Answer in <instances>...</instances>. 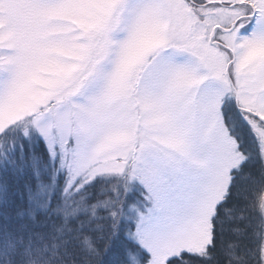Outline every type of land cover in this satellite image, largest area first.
Here are the masks:
<instances>
[{"label": "snow or ice", "instance_id": "snow-or-ice-1", "mask_svg": "<svg viewBox=\"0 0 264 264\" xmlns=\"http://www.w3.org/2000/svg\"><path fill=\"white\" fill-rule=\"evenodd\" d=\"M35 239L264 264V0H0V264Z\"/></svg>", "mask_w": 264, "mask_h": 264}, {"label": "trees", "instance_id": "trees-1", "mask_svg": "<svg viewBox=\"0 0 264 264\" xmlns=\"http://www.w3.org/2000/svg\"><path fill=\"white\" fill-rule=\"evenodd\" d=\"M47 243L50 245V247L48 248V253L50 257L55 254L54 245L57 242L54 240H49L47 241ZM61 252H63V248H61ZM26 264H48V257L44 256L43 244L38 239H35L33 241L32 254ZM59 264H65V262L61 260ZM68 264H71V262L69 261Z\"/></svg>", "mask_w": 264, "mask_h": 264}]
</instances>
